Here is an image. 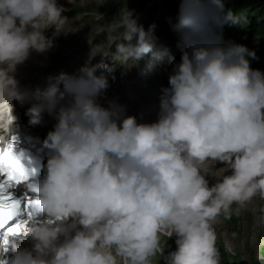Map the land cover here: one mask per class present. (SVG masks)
<instances>
[{
  "label": "clouds",
  "instance_id": "9594fccd",
  "mask_svg": "<svg viewBox=\"0 0 264 264\" xmlns=\"http://www.w3.org/2000/svg\"><path fill=\"white\" fill-rule=\"evenodd\" d=\"M65 11L58 0H0V144L16 104L29 105V125L45 113L55 120L42 142L51 152L44 177L28 185L38 210L20 221L31 246H14L11 264H152L157 256L220 264L218 216L264 198V71L251 67L254 51L218 31L247 19L226 0H180L169 21L180 59L161 88L157 119L140 123L117 99L99 102L114 68L92 63L108 56L90 43L75 74L21 86L18 66L55 46L71 20ZM117 16L97 26L115 55L157 58L155 24L145 30L128 9ZM256 222L264 224V209ZM162 237H175V249L165 253Z\"/></svg>",
  "mask_w": 264,
  "mask_h": 264
},
{
  "label": "rangeland",
  "instance_id": "374dc122",
  "mask_svg": "<svg viewBox=\"0 0 264 264\" xmlns=\"http://www.w3.org/2000/svg\"><path fill=\"white\" fill-rule=\"evenodd\" d=\"M72 1L73 0H67V2L63 4L66 10L67 8L76 7L72 11L71 15H75L77 13L76 10L82 8L92 10L101 9L104 7L102 11L96 12L94 18L92 19V23H88V25L83 24L82 20V17L87 15V13L84 12L79 14V16L77 17V24L72 28H77L78 26L83 25L85 29H90L94 25H98L100 23L103 24L107 17L105 16L106 14L110 15L112 13H117L119 9V7L116 6L118 4V1L112 2V0H86L82 5L71 4ZM127 1H129L130 4H134L139 0ZM259 7L260 9H263L264 7V2L262 0ZM162 13H164V11H162ZM151 15L156 14L154 11H152ZM263 23L264 22L258 24V28L256 31L264 33V27H262ZM69 28L70 27L68 24L65 28V31L67 32ZM169 29L170 23H167V20L164 18V16H160V20L155 24L154 32L161 33L166 32V30ZM231 29L232 27L230 26L227 29L226 26H223L222 29L218 30L224 41H228L227 38L231 36ZM243 38L245 42L244 45H246L248 49L252 51L264 49V34L256 35L250 34L249 31H246V35H244ZM246 38L249 39L246 40ZM171 50H173V47L171 48ZM177 50L178 52H181L180 48H178ZM120 60V58H116L112 60V62L108 63L114 68V78H116V72H118V77L123 76L122 73H124V75H127V72L125 71V69H123L124 67L117 68ZM253 61H255V59ZM250 62H252V60ZM258 69L264 71V61L262 65L258 66ZM214 182L215 181L211 183ZM263 205L264 198H262L261 196H256L252 199L251 202L247 203L246 205L238 206L234 204L229 212H222L218 216L217 220L219 224H214V230L216 232V247L220 254V264H264V224L258 225L256 222L257 217L261 215V207ZM255 206L257 209L254 210ZM161 242L163 241L161 240ZM163 247L165 248V250L167 249L166 252L168 250H173V248H170V246L166 244L163 245ZM152 264L162 263L157 260L156 257H154L152 259Z\"/></svg>",
  "mask_w": 264,
  "mask_h": 264
},
{
  "label": "snow or ice",
  "instance_id": "6c2138e0",
  "mask_svg": "<svg viewBox=\"0 0 264 264\" xmlns=\"http://www.w3.org/2000/svg\"><path fill=\"white\" fill-rule=\"evenodd\" d=\"M0 177H2L0 179V228H4L21 210L20 201L13 199L8 189L13 183L27 179V169L15 152L10 150L0 152ZM39 204L38 200H28L24 205L29 219L38 210ZM29 208L31 211H28ZM22 227L23 225L18 222L8 227L7 232H19ZM0 264L5 262L0 260Z\"/></svg>",
  "mask_w": 264,
  "mask_h": 264
},
{
  "label": "bare ground",
  "instance_id": "6f19581e",
  "mask_svg": "<svg viewBox=\"0 0 264 264\" xmlns=\"http://www.w3.org/2000/svg\"><path fill=\"white\" fill-rule=\"evenodd\" d=\"M52 53L60 61L63 60V57L58 55L59 54L58 51L55 50V51H52ZM42 55H44V54H37V53L33 52V56L32 57H29L28 60L24 62V64L18 66L17 72H16V78L19 80L21 86H26V87H29V88H34L36 86H41L42 87L45 84L46 79L50 75H53L50 71H52V70H54V71L64 70L65 68L68 67L69 64H72V59L68 58L69 59V63H65L63 65L55 64V65H53L51 67H48L47 66V61H44V58L41 57ZM65 56L68 57V55H66V54H65ZM40 66L44 67V69H45L44 72H43V75H45V77L36 76V74L34 72L35 68L36 67H40ZM119 100H120V104H121L122 101H121V99H118V101ZM20 106H21V104H16V108H18ZM213 181H214V178H209V183H211ZM255 209H257L256 206H255L254 210ZM261 209H264V205L261 207ZM215 223L219 224L218 220H216ZM25 237L27 238V236H25ZM162 239H165V238L162 237ZM166 250H165V253H167ZM10 255H13V252L11 254H8L7 257H9Z\"/></svg>",
  "mask_w": 264,
  "mask_h": 264
},
{
  "label": "trees",
  "instance_id": "16d2710c",
  "mask_svg": "<svg viewBox=\"0 0 264 264\" xmlns=\"http://www.w3.org/2000/svg\"><path fill=\"white\" fill-rule=\"evenodd\" d=\"M262 1L264 2V0H262ZM257 3H258V7H257V11L255 12V14L258 15L259 18H256L254 20V23L257 24V26H258V24L264 22V7H263V9H260V7H259L261 0H235L233 5L235 6L236 9L245 10L247 7L256 6ZM257 22H259V23H257ZM262 27H264V23L262 24ZM254 34L263 35L264 33L255 31ZM255 54L259 55L260 51L255 52ZM260 59L264 60V53H263V55H261Z\"/></svg>",
  "mask_w": 264,
  "mask_h": 264
}]
</instances>
